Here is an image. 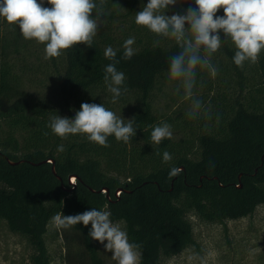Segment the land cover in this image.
Listing matches in <instances>:
<instances>
[{
    "label": "trees",
    "instance_id": "trees-1",
    "mask_svg": "<svg viewBox=\"0 0 264 264\" xmlns=\"http://www.w3.org/2000/svg\"><path fill=\"white\" fill-rule=\"evenodd\" d=\"M146 3L104 0L103 24L91 48L78 44L58 58L36 56L34 62L29 58L37 53L30 48L35 40H25L18 27L0 18V223L27 243L25 264H52L49 240L65 229L50 220L61 212L109 211L130 242L140 245V264H164L195 244L191 216L226 232L227 221L250 217L264 205V51L257 63L240 68L233 62L234 46L225 40L211 57L218 72L197 69V79L209 86L201 95L205 107L195 119L186 114L172 124L177 138L154 145L150 134L161 122L151 95L179 48L136 27L135 14ZM190 5L194 0H177L166 14H184ZM44 6L51 7L46 0ZM124 26L137 32V52L129 60L117 37ZM108 46L117 50L116 67L126 77L127 92L118 100L134 102L126 120L134 119L135 136L128 143L110 136L109 147L81 134L57 137L47 127L54 115L74 119L84 102L114 111L104 83V68L112 63L104 56ZM164 151L172 155L170 163L162 162ZM173 167L181 169L176 176L169 175ZM70 228L79 233L90 264H104L88 235L91 224Z\"/></svg>",
    "mask_w": 264,
    "mask_h": 264
},
{
    "label": "clouds",
    "instance_id": "clouds-1",
    "mask_svg": "<svg viewBox=\"0 0 264 264\" xmlns=\"http://www.w3.org/2000/svg\"><path fill=\"white\" fill-rule=\"evenodd\" d=\"M101 0H0V18L19 28L25 40H35L44 45L45 59L58 58L65 50L78 44L91 48L104 15ZM177 0H147L135 14V23L147 28L159 37L174 40L179 51L169 57L167 75L176 81V93L191 102L189 118L195 119L203 108V102L194 94L197 84V69H207L212 75L218 72L211 57L227 40L235 48L233 62L243 68L245 62L255 64L264 51V0H194L184 14L167 15ZM223 15H217L220 10ZM223 32V38L221 36ZM158 43V42H157ZM135 38L129 37L122 45L123 59H131L137 52L133 47ZM106 59L112 61L104 68V83L111 93L112 103L127 92L125 74L118 71L117 50L108 46ZM134 119L125 120L105 105L84 102L75 112L74 119L54 115L47 127L61 139L81 134L89 142L109 147L108 138L128 143L135 136ZM47 135V133H45ZM171 125L162 123L153 127L150 139L159 145L172 137ZM63 145L58 151H63ZM157 155H160L157 152ZM173 157L168 151L162 154V162L170 163ZM181 169L173 167L170 176ZM110 212L91 208L83 213L54 215L50 223L57 229H68L78 224H91L89 236L104 245L112 253L116 264H140V245L130 242L128 234L118 223L110 219ZM105 241L107 243H105Z\"/></svg>",
    "mask_w": 264,
    "mask_h": 264
},
{
    "label": "rangeland",
    "instance_id": "rangeland-1",
    "mask_svg": "<svg viewBox=\"0 0 264 264\" xmlns=\"http://www.w3.org/2000/svg\"><path fill=\"white\" fill-rule=\"evenodd\" d=\"M136 27L141 28L142 26L136 25ZM3 31L4 25L0 24V33ZM125 31L127 38L124 36ZM136 34L134 29L127 26L118 32L117 37L121 38V44H123L129 37L136 39ZM117 37L113 42L115 46L120 44ZM30 48L32 52L35 50L37 52L30 55V61L37 60L36 56L45 59L41 44L35 41L31 43ZM212 82L214 81L212 80ZM177 83L169 80L166 74L164 82L157 85L151 95V104L154 113L158 116V121L161 124L165 123L166 116L173 119V122L168 124L171 125L174 138L178 137V133L172 124L188 114L191 107V102L183 99L182 92L176 93ZM206 88L208 89L209 86H204L201 80L197 79L193 91L195 96L202 100L203 108L205 101L201 95L206 91ZM33 89L40 90L38 86H33ZM133 106L134 102L128 99L126 101L118 100L113 103L112 108L118 116H122L126 120L129 118L130 109ZM190 221L195 244L186 248L179 255L165 258L164 264H260L264 260V205L259 206L250 217L227 221L226 232L220 224L202 222L192 216ZM118 224L123 229V224L119 222ZM64 231H61L56 239L49 240L53 256L52 264H90V254L82 244L79 233L71 228ZM105 243L107 242L105 241ZM94 245L97 253L104 260V264H116V261L112 259V253L107 252L104 245L96 240H94ZM28 254L27 243L19 236L9 232L5 225L0 223V264H25Z\"/></svg>",
    "mask_w": 264,
    "mask_h": 264
},
{
    "label": "water",
    "instance_id": "water-1",
    "mask_svg": "<svg viewBox=\"0 0 264 264\" xmlns=\"http://www.w3.org/2000/svg\"><path fill=\"white\" fill-rule=\"evenodd\" d=\"M47 161L52 162V170H53V172H54V164H53V161H52V160H47ZM42 162H46V160H44V161H42ZM10 163H11V164H15V162H11V161H10ZM71 178H72V176L69 177V179H71ZM103 191L107 192V189H105V190H103ZM118 191H120V190H117L116 193H117ZM116 193H115V194H116ZM107 197H108V193H107Z\"/></svg>",
    "mask_w": 264,
    "mask_h": 264
},
{
    "label": "built area",
    "instance_id": "built-area-1",
    "mask_svg": "<svg viewBox=\"0 0 264 264\" xmlns=\"http://www.w3.org/2000/svg\"><path fill=\"white\" fill-rule=\"evenodd\" d=\"M74 182V180H73V178L70 180V183H73ZM118 194H119V191L116 193V195L118 196Z\"/></svg>",
    "mask_w": 264,
    "mask_h": 264
}]
</instances>
